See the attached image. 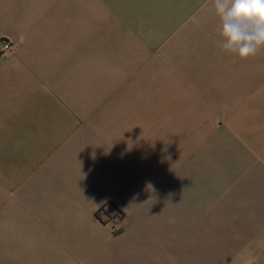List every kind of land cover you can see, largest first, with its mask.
Instances as JSON below:
<instances>
[{
  "label": "crops",
  "instance_id": "crops-1",
  "mask_svg": "<svg viewBox=\"0 0 264 264\" xmlns=\"http://www.w3.org/2000/svg\"><path fill=\"white\" fill-rule=\"evenodd\" d=\"M217 23L211 0H0V256L264 264V51L224 53Z\"/></svg>",
  "mask_w": 264,
  "mask_h": 264
},
{
  "label": "rangeland",
  "instance_id": "rangeland-1",
  "mask_svg": "<svg viewBox=\"0 0 264 264\" xmlns=\"http://www.w3.org/2000/svg\"><path fill=\"white\" fill-rule=\"evenodd\" d=\"M226 97H238L227 94ZM101 212L98 213V217ZM115 216L122 219V213ZM109 220V219H108ZM114 234H121V229ZM96 249L95 253L90 248ZM1 264H121L123 257L107 253L91 239L49 238V239H6L1 241Z\"/></svg>",
  "mask_w": 264,
  "mask_h": 264
},
{
  "label": "clouds",
  "instance_id": "clouds-1",
  "mask_svg": "<svg viewBox=\"0 0 264 264\" xmlns=\"http://www.w3.org/2000/svg\"><path fill=\"white\" fill-rule=\"evenodd\" d=\"M217 18V43L240 60L264 51V0H211Z\"/></svg>",
  "mask_w": 264,
  "mask_h": 264
},
{
  "label": "built area",
  "instance_id": "built-area-1",
  "mask_svg": "<svg viewBox=\"0 0 264 264\" xmlns=\"http://www.w3.org/2000/svg\"><path fill=\"white\" fill-rule=\"evenodd\" d=\"M11 44L6 38L0 37V55H6L11 51Z\"/></svg>",
  "mask_w": 264,
  "mask_h": 264
}]
</instances>
